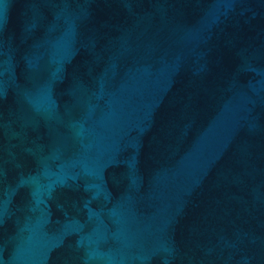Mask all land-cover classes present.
<instances>
[{
	"label": "water",
	"instance_id": "obj_1",
	"mask_svg": "<svg viewBox=\"0 0 264 264\" xmlns=\"http://www.w3.org/2000/svg\"><path fill=\"white\" fill-rule=\"evenodd\" d=\"M0 264H264V0H0Z\"/></svg>",
	"mask_w": 264,
	"mask_h": 264
}]
</instances>
